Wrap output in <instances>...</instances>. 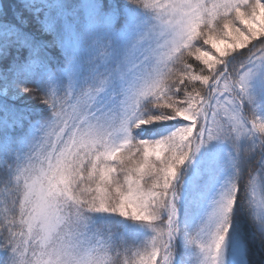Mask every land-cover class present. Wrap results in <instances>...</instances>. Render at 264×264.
<instances>
[{
	"label": "snow or ice",
	"instance_id": "6c2138e0",
	"mask_svg": "<svg viewBox=\"0 0 264 264\" xmlns=\"http://www.w3.org/2000/svg\"><path fill=\"white\" fill-rule=\"evenodd\" d=\"M0 184V264H264V0H0Z\"/></svg>",
	"mask_w": 264,
	"mask_h": 264
},
{
	"label": "trees",
	"instance_id": "16d2710c",
	"mask_svg": "<svg viewBox=\"0 0 264 264\" xmlns=\"http://www.w3.org/2000/svg\"><path fill=\"white\" fill-rule=\"evenodd\" d=\"M17 2H18V0H3V3L8 4V5L16 4ZM10 18H11V14L9 15V19ZM3 199H4L3 185L0 184V200H3ZM100 223H103L104 224V221L102 220V221H99L98 222V225L97 226H98L99 229H100V227H99V224ZM113 223H115V222H113ZM105 224H106V222H105ZM111 230L113 232H117V233L123 231V229L121 228V226L119 225V223L116 226L111 225ZM103 232L106 233L107 232L106 229H104ZM254 260L255 261H259L260 260V254H259V252H256V254L254 255Z\"/></svg>",
	"mask_w": 264,
	"mask_h": 264
},
{
	"label": "rangeland",
	"instance_id": "374dc122",
	"mask_svg": "<svg viewBox=\"0 0 264 264\" xmlns=\"http://www.w3.org/2000/svg\"><path fill=\"white\" fill-rule=\"evenodd\" d=\"M105 222H106V224H105ZM113 222L118 223L117 221H104V224L100 223L99 224L100 230L103 231L104 229H106V231H107L109 228H111V225L116 226L117 224H115ZM129 243H131L130 240H129Z\"/></svg>",
	"mask_w": 264,
	"mask_h": 264
}]
</instances>
